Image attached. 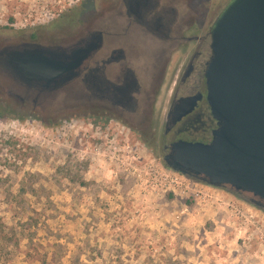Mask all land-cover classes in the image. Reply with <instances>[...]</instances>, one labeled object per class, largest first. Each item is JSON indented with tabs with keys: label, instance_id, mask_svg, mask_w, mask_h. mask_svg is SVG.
Masks as SVG:
<instances>
[{
	"label": "rangeland",
	"instance_id": "rangeland-1",
	"mask_svg": "<svg viewBox=\"0 0 264 264\" xmlns=\"http://www.w3.org/2000/svg\"><path fill=\"white\" fill-rule=\"evenodd\" d=\"M229 1L192 4L210 29ZM113 2L0 0V41L77 33L105 11L104 28ZM74 10L75 26L50 28ZM0 114V264H264V209L172 171L158 145L126 123L54 120L2 94ZM176 177L186 192L167 180Z\"/></svg>",
	"mask_w": 264,
	"mask_h": 264
},
{
	"label": "water",
	"instance_id": "water-1",
	"mask_svg": "<svg viewBox=\"0 0 264 264\" xmlns=\"http://www.w3.org/2000/svg\"><path fill=\"white\" fill-rule=\"evenodd\" d=\"M104 12L77 33L0 41V94L54 120L95 111L89 94L71 83L103 43L88 31ZM210 35L208 101L219 129L208 145L174 143L164 162L210 187L249 195L264 209V0H230Z\"/></svg>",
	"mask_w": 264,
	"mask_h": 264
},
{
	"label": "flooded vegetation",
	"instance_id": "flooded-vegetation-1",
	"mask_svg": "<svg viewBox=\"0 0 264 264\" xmlns=\"http://www.w3.org/2000/svg\"><path fill=\"white\" fill-rule=\"evenodd\" d=\"M192 2H113L106 26L95 20L88 31L102 38L100 49L71 83L89 94L92 115L120 120L146 135L163 159L178 141L211 144L219 129L208 101L210 29ZM136 31L148 38H133ZM186 109L191 111L178 115ZM159 121L163 132L156 141Z\"/></svg>",
	"mask_w": 264,
	"mask_h": 264
},
{
	"label": "trees",
	"instance_id": "trees-1",
	"mask_svg": "<svg viewBox=\"0 0 264 264\" xmlns=\"http://www.w3.org/2000/svg\"><path fill=\"white\" fill-rule=\"evenodd\" d=\"M79 11L78 10H74L71 12H68L67 14H64L62 16H59L57 19H55L54 21H52L50 23V28L52 29H58L60 28V26L62 25H76L77 21L79 19ZM33 39H35V35H33L32 37ZM0 118H3V115L0 114ZM0 234H5V230H4V225L2 224L1 220H0ZM7 235V234H5ZM6 239L8 240H12L13 236H5Z\"/></svg>",
	"mask_w": 264,
	"mask_h": 264
},
{
	"label": "built area",
	"instance_id": "built-area-1",
	"mask_svg": "<svg viewBox=\"0 0 264 264\" xmlns=\"http://www.w3.org/2000/svg\"><path fill=\"white\" fill-rule=\"evenodd\" d=\"M167 180L169 181L171 186H180L181 188L184 189L185 192L189 189V186H187V184H185V182H183V180H181L178 177L172 178L171 180H169V179H167Z\"/></svg>",
	"mask_w": 264,
	"mask_h": 264
}]
</instances>
